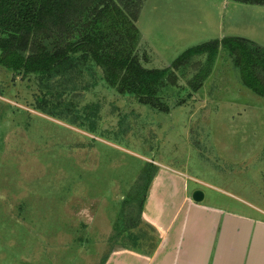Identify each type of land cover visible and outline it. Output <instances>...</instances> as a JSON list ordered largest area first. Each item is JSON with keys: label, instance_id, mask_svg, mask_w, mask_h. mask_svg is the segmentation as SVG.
<instances>
[{"label": "rangeland", "instance_id": "1", "mask_svg": "<svg viewBox=\"0 0 264 264\" xmlns=\"http://www.w3.org/2000/svg\"><path fill=\"white\" fill-rule=\"evenodd\" d=\"M137 25L149 67L229 35L264 47L262 5L146 0ZM95 69L85 81L96 86L73 93L85 82L67 81L63 101L42 110L38 77L0 65V264H105L119 248L152 252L157 230L139 203L157 169L183 172L202 203L264 216V96L226 51L199 90L190 74L160 93L168 110L119 93Z\"/></svg>", "mask_w": 264, "mask_h": 264}, {"label": "trees", "instance_id": "2", "mask_svg": "<svg viewBox=\"0 0 264 264\" xmlns=\"http://www.w3.org/2000/svg\"><path fill=\"white\" fill-rule=\"evenodd\" d=\"M145 1L0 0V65L23 77H38L40 85L47 88L41 100L42 110L63 101L67 81L75 84L74 78L78 77L85 82L81 89L76 82L73 93L96 86L94 80L89 84L85 81L87 76L95 77L96 67L105 82L119 93L132 95L142 104L164 105L163 110H168L160 93L178 86L179 77L190 74L188 85L199 90L220 52L226 51L245 85L264 96V47L239 36H224L188 47L170 67H149L143 48L147 45L137 25ZM233 1L264 6V0ZM59 114L63 116V111ZM157 170H152L147 188L140 192V213ZM134 203L128 206L132 208ZM126 221L136 226L132 218ZM124 228L125 222L119 226L120 232Z\"/></svg>", "mask_w": 264, "mask_h": 264}, {"label": "crops", "instance_id": "3", "mask_svg": "<svg viewBox=\"0 0 264 264\" xmlns=\"http://www.w3.org/2000/svg\"><path fill=\"white\" fill-rule=\"evenodd\" d=\"M194 191L183 172L157 170L143 215L158 244L149 253L116 249L105 264H264L263 213L195 202Z\"/></svg>", "mask_w": 264, "mask_h": 264}, {"label": "water", "instance_id": "4", "mask_svg": "<svg viewBox=\"0 0 264 264\" xmlns=\"http://www.w3.org/2000/svg\"><path fill=\"white\" fill-rule=\"evenodd\" d=\"M192 198L195 202H202L205 198V193L202 190L197 189L193 192Z\"/></svg>", "mask_w": 264, "mask_h": 264}]
</instances>
